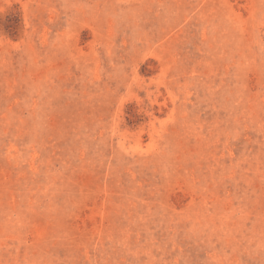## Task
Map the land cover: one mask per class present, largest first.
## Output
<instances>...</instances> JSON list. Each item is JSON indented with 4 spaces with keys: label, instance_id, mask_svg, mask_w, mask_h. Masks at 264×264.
Listing matches in <instances>:
<instances>
[{
    "label": "rangeland",
    "instance_id": "rangeland-1",
    "mask_svg": "<svg viewBox=\"0 0 264 264\" xmlns=\"http://www.w3.org/2000/svg\"><path fill=\"white\" fill-rule=\"evenodd\" d=\"M0 264H264V0H0Z\"/></svg>",
    "mask_w": 264,
    "mask_h": 264
}]
</instances>
